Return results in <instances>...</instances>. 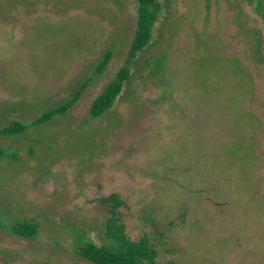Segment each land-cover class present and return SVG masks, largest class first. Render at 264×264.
<instances>
[{
	"label": "rangeland",
	"instance_id": "374dc122",
	"mask_svg": "<svg viewBox=\"0 0 264 264\" xmlns=\"http://www.w3.org/2000/svg\"><path fill=\"white\" fill-rule=\"evenodd\" d=\"M257 1L156 0L151 39L127 60L134 0H0V128L27 125L0 136V264H91L76 249L108 244L112 194L126 236L155 251L148 264H264ZM121 68L120 93L90 117ZM21 221L33 236L10 231Z\"/></svg>",
	"mask_w": 264,
	"mask_h": 264
},
{
	"label": "trees",
	"instance_id": "16d2710c",
	"mask_svg": "<svg viewBox=\"0 0 264 264\" xmlns=\"http://www.w3.org/2000/svg\"><path fill=\"white\" fill-rule=\"evenodd\" d=\"M134 1L136 4L135 29L126 53L127 60L132 59L150 41L153 23L156 18V0ZM257 7L258 1L255 0L252 10L257 12ZM108 59L109 54L102 56L94 71L96 74L102 72ZM126 78V69H119L115 77L103 87L101 92L90 103L88 109L90 117L96 118L111 107L114 99L120 93L122 84ZM82 89L83 86L79 87L65 102L41 113L29 123V126L39 125L51 120L55 116L64 114L76 102ZM26 127L27 125L13 121L0 128V136L19 134ZM101 201L110 203V216L105 221L104 233L108 239V244L96 245L90 241L85 242L76 249L77 255L91 264H148L151 262L155 251L148 245L145 239L130 240L123 231V225L118 223L117 218L113 216L114 209L120 203V200L112 194L102 198ZM35 229L34 224L23 221L16 222L10 226L12 233L23 237L33 236Z\"/></svg>",
	"mask_w": 264,
	"mask_h": 264
}]
</instances>
